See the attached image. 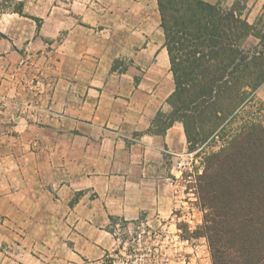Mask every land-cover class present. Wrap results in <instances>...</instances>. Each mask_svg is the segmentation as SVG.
I'll list each match as a JSON object with an SVG mask.
<instances>
[{"label": "crops", "instance_id": "0c3cea01", "mask_svg": "<svg viewBox=\"0 0 264 264\" xmlns=\"http://www.w3.org/2000/svg\"><path fill=\"white\" fill-rule=\"evenodd\" d=\"M160 23L156 0H0V264H182Z\"/></svg>", "mask_w": 264, "mask_h": 264}, {"label": "trees", "instance_id": "16d2710c", "mask_svg": "<svg viewBox=\"0 0 264 264\" xmlns=\"http://www.w3.org/2000/svg\"><path fill=\"white\" fill-rule=\"evenodd\" d=\"M156 1L174 81L163 129L181 122L188 151L210 137L221 143L203 157V225L189 238H205L211 264H264V126L248 120L218 135L264 83V24H249L240 0ZM249 36L256 44L245 45Z\"/></svg>", "mask_w": 264, "mask_h": 264}, {"label": "rangeland", "instance_id": "374dc122", "mask_svg": "<svg viewBox=\"0 0 264 264\" xmlns=\"http://www.w3.org/2000/svg\"><path fill=\"white\" fill-rule=\"evenodd\" d=\"M242 1L244 2L245 0H240V4ZM255 42L256 39L251 37L248 45H254ZM248 120L258 121L264 126V102L257 98L255 94L251 101L247 103L238 112L236 117L230 121L226 130L218 134L220 135L219 137L225 138L224 135H229L233 132L232 130L237 129L238 126ZM207 141V145H199L189 151V158L192 159L194 168H192V170L187 169L185 172V182L182 183L180 193L182 203L179 205L177 204L175 207V213L177 216L174 220L181 229L180 236L184 239L189 238L190 234L203 225V215L205 211L197 197L198 189L196 179L197 175L201 174L203 170V157L211 151H217L221 145L217 136L215 138L210 137ZM193 170L194 173H192ZM189 175L190 178H187ZM186 240L187 246L184 247L185 249L182 252V264H211L210 253L205 238L193 237ZM171 256L174 258L175 252H172Z\"/></svg>", "mask_w": 264, "mask_h": 264}, {"label": "built area", "instance_id": "2783aa9c", "mask_svg": "<svg viewBox=\"0 0 264 264\" xmlns=\"http://www.w3.org/2000/svg\"><path fill=\"white\" fill-rule=\"evenodd\" d=\"M192 165V160L190 158L183 159L179 161L176 166L179 171H184L186 169H189Z\"/></svg>", "mask_w": 264, "mask_h": 264}]
</instances>
